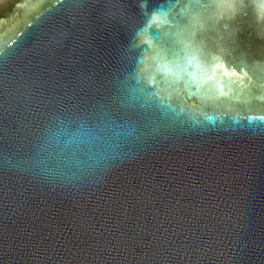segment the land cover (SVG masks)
<instances>
[{
	"label": "water",
	"instance_id": "obj_1",
	"mask_svg": "<svg viewBox=\"0 0 264 264\" xmlns=\"http://www.w3.org/2000/svg\"><path fill=\"white\" fill-rule=\"evenodd\" d=\"M0 264H264V0H0Z\"/></svg>",
	"mask_w": 264,
	"mask_h": 264
},
{
	"label": "clouds",
	"instance_id": "obj_2",
	"mask_svg": "<svg viewBox=\"0 0 264 264\" xmlns=\"http://www.w3.org/2000/svg\"><path fill=\"white\" fill-rule=\"evenodd\" d=\"M163 15V11L162 10H157V12L155 13V18L156 19H160Z\"/></svg>",
	"mask_w": 264,
	"mask_h": 264
}]
</instances>
